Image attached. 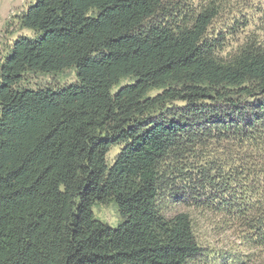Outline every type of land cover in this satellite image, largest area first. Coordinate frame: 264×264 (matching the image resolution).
I'll use <instances>...</instances> for the list:
<instances>
[{"label": "trees", "instance_id": "16d2710c", "mask_svg": "<svg viewBox=\"0 0 264 264\" xmlns=\"http://www.w3.org/2000/svg\"><path fill=\"white\" fill-rule=\"evenodd\" d=\"M176 1L17 16L34 35L0 61V264H190L203 248L191 211L165 214L178 201L264 247V46L222 57L220 5ZM72 67L67 85L24 81ZM107 202L115 227L93 212Z\"/></svg>", "mask_w": 264, "mask_h": 264}, {"label": "rangeland", "instance_id": "374dc122", "mask_svg": "<svg viewBox=\"0 0 264 264\" xmlns=\"http://www.w3.org/2000/svg\"><path fill=\"white\" fill-rule=\"evenodd\" d=\"M35 0H0V61L8 47L18 36H33L30 29L19 28L16 18ZM176 1V0H173ZM195 4L200 0H193ZM220 11L213 19L209 35L217 39L220 55L230 58L246 43L264 46V0H215ZM177 2V1H176ZM188 4L190 1H187ZM75 69L68 68L57 73H28L25 84L32 88L41 86H63L75 82ZM128 82V79L121 83ZM116 91V87L113 88ZM156 90L150 94H155ZM119 145L112 146L106 158L111 164L120 150ZM179 211H191L196 220L195 232L202 245V255L190 264H264V247L250 245L241 239L234 227H217L212 215L199 217L200 213L192 211L183 202L168 204L165 214L172 215ZM96 218L117 226L122 218L112 202L93 206Z\"/></svg>", "mask_w": 264, "mask_h": 264}]
</instances>
